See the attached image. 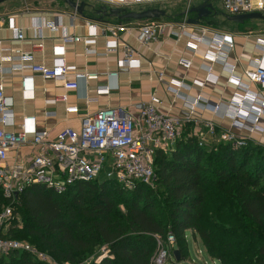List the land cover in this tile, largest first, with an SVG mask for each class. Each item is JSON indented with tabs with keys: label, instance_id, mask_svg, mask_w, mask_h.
Returning a JSON list of instances; mask_svg holds the SVG:
<instances>
[{
	"label": "built area",
	"instance_id": "obj_1",
	"mask_svg": "<svg viewBox=\"0 0 264 264\" xmlns=\"http://www.w3.org/2000/svg\"><path fill=\"white\" fill-rule=\"evenodd\" d=\"M77 6L84 0H72ZM111 8L127 9L132 6L147 5L164 0H100ZM222 10L226 16H238L249 13L264 12V0H220ZM70 14L62 11H53L50 17L46 13L32 15L33 11L24 10L15 13L0 12V31L7 29L12 33L14 41L22 43L25 41L24 29L15 25L16 17L25 19L28 17V29L33 33L31 50L20 52L17 55L9 54L11 51L3 45L0 40V74L11 75L20 73L22 75V91L25 96H31L33 90L29 89L34 77H40L45 81L60 83L65 91L79 89L81 82L96 80V75L82 74L75 68L67 65L64 57V46L68 43H81L85 46L86 56H97L95 50L91 49L94 44L95 23L87 26L84 36L69 34L63 20L68 15L71 27L74 26L78 14L70 9ZM35 12V11H34ZM31 15V16H29ZM186 12L179 23L178 31L175 27L156 20H147L145 24H132L116 20L113 23H103L102 35L106 41V51L122 53L120 66L129 70L140 68L137 53L127 44L121 43L120 34L132 30H139L142 45L157 42L158 36L168 30L169 36L179 38L182 35L196 42L190 49L196 52L199 45L206 47L202 56L204 62L201 68L206 72L205 82H215L212 75V66L220 65L229 74V82L240 85L244 91L243 96H234L227 107L225 116L231 119V128L245 130L249 134L264 132V127L259 126V121L264 118V63L263 57L254 60L248 69L244 70V78L249 84H256L259 88L252 95L247 85H242L240 79L234 75L235 67L228 62L234 44L225 34L208 32L207 26L200 27V34L194 35L188 31ZM26 20V19H25ZM45 32L51 37H59L62 46L57 48L55 62L51 67L39 64L35 61V53L43 52ZM254 48L264 55V38L255 40ZM178 64L183 69H189L191 63L179 60ZM72 75L71 80L68 77ZM162 74L159 80L162 81ZM107 78L114 81L112 85L97 88L98 93H108L118 89V72L107 73ZM203 86L202 82H196ZM168 91L178 97H182L178 90L167 87ZM252 96V98H251ZM83 99L86 103L95 102L87 92ZM247 98H251V102ZM183 99H185L183 97ZM186 100V99H185ZM65 104L66 114H76L78 107L68 105L66 94L60 97ZM189 109V117L180 118L167 116L160 113L157 99L150 103H137L134 105L135 116L122 109L106 108L98 111L95 115L82 119L78 130L72 128L62 129L54 139L49 138L46 130H39L35 126V117L26 116L22 119L17 132H9L4 129L9 125L13 117V110L8 98L4 95V86L0 83V191L9 202L0 212V257L11 251H25L35 256L39 261L49 263L48 257L43 253L36 252L33 247L26 243L10 240L1 236L2 231L7 228L8 222L13 219L11 206L17 204L20 195L28 187L34 185L44 186L56 194L64 193L70 186L76 183H87L96 179L114 180L124 189L131 190L136 184L152 186L155 181L154 157L157 151L168 152L174 148L175 142L181 135L184 126L202 122L205 134L202 131H194L192 136L197 138L199 146L206 145L204 140L207 136L215 137V126L211 121H197L192 117L197 112L211 111L218 114L221 110L220 104L210 105L202 97L198 96L194 101H185ZM52 103H55L52 101ZM47 116L55 113L47 112ZM194 125H197L194 123ZM219 142L229 143L233 148L247 146L248 138L238 136L231 130L220 134ZM29 145L32 156L23 163H9V151ZM167 245L163 246L157 241V252L151 260V264H165L169 254L174 250V237L168 235ZM54 264V263H49Z\"/></svg>",
	"mask_w": 264,
	"mask_h": 264
},
{
	"label": "trees",
	"instance_id": "obj_2",
	"mask_svg": "<svg viewBox=\"0 0 264 264\" xmlns=\"http://www.w3.org/2000/svg\"><path fill=\"white\" fill-rule=\"evenodd\" d=\"M187 127L172 150L155 153L152 186L100 178L56 194L34 185L11 206L1 236L40 245L54 264H82L101 247L85 264H151L168 235L186 260L188 232L219 264H264V147L199 146ZM8 205L0 191V212ZM0 264L49 263L11 251Z\"/></svg>",
	"mask_w": 264,
	"mask_h": 264
},
{
	"label": "crops",
	"instance_id": "obj_3",
	"mask_svg": "<svg viewBox=\"0 0 264 264\" xmlns=\"http://www.w3.org/2000/svg\"><path fill=\"white\" fill-rule=\"evenodd\" d=\"M89 1H83L87 4L85 7V16L81 17L78 15L73 27H71V21L68 15L64 17L63 23L67 27L69 34H75L80 37L86 35L88 25L95 23L97 28L95 30L94 44L91 46V49L95 50L97 56H86L85 46L81 43H68L64 46L63 58L68 66L75 68L76 72L96 75L97 79L81 82L78 90L65 91L60 83L45 81L37 76L33 78V81L29 85V89L33 90V94L31 96H25L22 91V75L20 73L3 76L0 74V83L4 86V95L8 98L13 110L11 122L4 127L6 131L17 132L22 119L26 116H33L35 117L36 128L46 130L49 138L54 139L64 128L78 130L82 119L93 116L102 109H122L124 112L135 116L134 105L140 102L150 103L153 98L160 101L157 104V109L160 113L167 116L185 118L190 116L185 101H194L200 96L210 105H221V110L218 114L197 109V112L192 117L197 121H211L215 126L216 136L214 138L207 136L204 140L206 146L218 144L220 134L231 130V132L238 136L247 137L248 142L264 147V132L249 134L245 130L240 131L231 128L232 121L225 116V112L233 97L235 95L243 96L244 91L240 88V85L229 82L228 72L218 64L212 66V75L216 81L205 82L207 74L201 68L204 63L202 56L206 50L205 46L199 45L196 52H194L189 46H195L196 42L185 35L179 38L171 37L169 36L168 30L158 36L157 42L150 43L146 46L141 43L142 35L139 30L122 33L119 36L120 42L130 46L137 53V58L140 62L139 69L129 70L119 65L122 59L120 50L107 52L105 48L107 40L102 35L101 26L103 23L116 22L117 19L105 18L103 21H99L95 19L97 17H94V11L98 10L101 6L111 7L102 3L100 0ZM170 1H178L177 6L169 12H166L164 8L165 16L155 20L170 24L175 27V31H178L179 23L184 14L188 12L186 16L188 22L187 29L192 34L199 35L200 27L207 26L208 32L205 34L207 37L211 36L212 33L227 35L229 40L234 44V49L228 58V62L235 67L234 75L240 79L242 85L248 86L252 95H255L259 90L258 86L256 84H249L244 78L243 73L251 64H254L255 59L262 57L264 59V55L254 48L256 38H264V21L261 20L262 22L245 24L246 27L229 22V24H222V27H219L220 24L215 26V23L206 22V20L214 16L216 20L220 19V17L226 19L224 12L223 15L213 11L214 3L218 2L221 4L220 0ZM204 2L211 4V14L202 21L192 23L196 21V15L189 13V10ZM146 9L162 10L158 6ZM143 10L145 9L134 11L140 12ZM59 11L70 14V11L67 10ZM51 12L53 11L44 12L47 18L50 17ZM38 13L33 12L31 14L37 15ZM25 19L16 17L14 21L16 26L24 29L25 41L22 43L14 41L12 33L9 30L4 29L0 31V40L6 48L11 50L9 51L11 55H17L20 52L31 50L33 33L27 27L28 17H25ZM146 21H130L128 23L143 25ZM45 37L43 52L35 53V61L51 67L55 62L57 48L62 46V42L59 37H51L46 32ZM181 59L190 62L191 67L187 70L183 69L178 64ZM109 72H118V89L111 90L108 93H98V87L113 84L114 81L107 78V73ZM159 74L163 75L162 81L159 80ZM71 78L72 75L68 77L69 80ZM196 82H202L203 86L197 85ZM167 87L178 90L182 97L180 98L168 91ZM84 92H87L90 98H94L95 102L86 103L82 97ZM64 94L68 97V105L78 107L76 114L65 113V104L60 101V97ZM262 95H264V92H262ZM251 98H247L249 103L252 100ZM52 101L55 103H52ZM47 112H53L55 115L47 116ZM194 123L197 125H194ZM194 123L186 125L189 126L187 127L190 132L189 135L199 130L205 134L204 124L202 122L197 123L196 121ZM259 126L264 127V118L259 121ZM188 129H185V131ZM196 137L199 138L198 134ZM32 153L33 150L29 145L11 150L9 151V163L26 162L32 156ZM198 253L200 254V252Z\"/></svg>",
	"mask_w": 264,
	"mask_h": 264
},
{
	"label": "rangeland",
	"instance_id": "obj_4",
	"mask_svg": "<svg viewBox=\"0 0 264 264\" xmlns=\"http://www.w3.org/2000/svg\"><path fill=\"white\" fill-rule=\"evenodd\" d=\"M86 1H89V0H86ZM89 2L91 3V1ZM177 4H178V1H170V0L167 1L166 0V1L151 3L147 5L132 6L129 9L134 11V10H141V9L153 8L154 6H158L162 10H164L165 8L166 12H169L171 9L176 7ZM24 10H29L33 12L34 11L35 12H50V11H59V10L69 11L70 8L67 5H65L63 2H61L60 0H10V1L0 4V12L2 13L9 14L11 12L15 13V12H21ZM213 11L215 13L223 14L221 4H219L218 2L214 3ZM215 18H216L215 16L210 17L206 20V22L215 23V26H217V24H220L219 27H222V24H225V25L229 24V21H227L225 18L220 17V19H217V20ZM255 22H262V21L261 20H247L239 24L242 27L244 26L246 27V25L252 24ZM231 24H236V23H231ZM255 29L257 30V28ZM20 226L21 225H19V227ZM186 235H187V246H188V257L186 258V260L184 261L180 260L179 262H176L173 257V251L175 250L174 248V250L170 252L169 258L167 259L165 264H219L217 261H214L208 257L200 241L195 242L191 234L188 232L186 233ZM30 244L36 252L45 254L49 259V263H54L53 258L47 252H44V250L41 249L40 245H37L33 242H31ZM104 251H105V247L99 248L92 257L82 262V264L89 263L93 259L95 260L98 259L100 255L104 253ZM198 252H200V254Z\"/></svg>",
	"mask_w": 264,
	"mask_h": 264
},
{
	"label": "water",
	"instance_id": "obj_5",
	"mask_svg": "<svg viewBox=\"0 0 264 264\" xmlns=\"http://www.w3.org/2000/svg\"><path fill=\"white\" fill-rule=\"evenodd\" d=\"M10 0H0V4L7 2ZM65 5H67L70 9L76 11V13L84 17L85 15V7L87 4L85 2H81L78 6L72 0H60ZM211 4L208 2H204L198 6H195L189 10V13H193L196 15V21L192 23H196L200 20L206 19L211 14ZM165 16V12L159 9H145L140 12L131 11L127 9H119V8H107L106 6H101L98 10L94 11V17H107L114 18L123 22L130 21H142V20H155ZM95 18V19H97ZM226 19L232 23H243L247 20H262L264 21V15L261 13H249L238 16H226ZM173 257L176 262L180 261V256L178 250L175 249L173 251Z\"/></svg>",
	"mask_w": 264,
	"mask_h": 264
}]
</instances>
